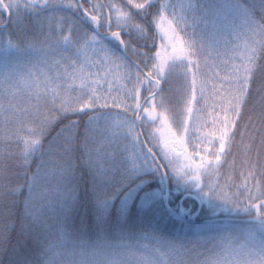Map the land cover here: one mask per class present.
Listing matches in <instances>:
<instances>
[{
  "label": "snow or ice",
  "instance_id": "snow-or-ice-1",
  "mask_svg": "<svg viewBox=\"0 0 264 264\" xmlns=\"http://www.w3.org/2000/svg\"><path fill=\"white\" fill-rule=\"evenodd\" d=\"M0 264H264V0H0Z\"/></svg>",
  "mask_w": 264,
  "mask_h": 264
}]
</instances>
